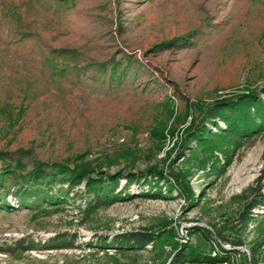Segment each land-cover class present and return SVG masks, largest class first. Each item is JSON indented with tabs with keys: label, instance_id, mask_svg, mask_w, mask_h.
<instances>
[{
	"label": "rangeland",
	"instance_id": "obj_1",
	"mask_svg": "<svg viewBox=\"0 0 264 264\" xmlns=\"http://www.w3.org/2000/svg\"><path fill=\"white\" fill-rule=\"evenodd\" d=\"M246 90L264 102V0H0V153L23 175L90 161L126 191L92 209L84 183L21 198L0 178V245L32 246L0 264H264V135L200 111ZM133 232L153 245L113 246Z\"/></svg>",
	"mask_w": 264,
	"mask_h": 264
},
{
	"label": "trees",
	"instance_id": "obj_2",
	"mask_svg": "<svg viewBox=\"0 0 264 264\" xmlns=\"http://www.w3.org/2000/svg\"><path fill=\"white\" fill-rule=\"evenodd\" d=\"M264 92V91H261ZM258 92L253 90H246L242 94H236L228 98L218 99L213 101L211 104L202 108L200 111L206 114V119L209 122H214L215 119L220 118L228 128H235V132H239V135L250 134L253 132L260 131L261 135H264V102L258 99ZM195 118V117H194ZM194 120L193 125L186 130V134H190L193 131L196 124ZM242 128V129H241ZM241 130V131H240ZM203 130H197L194 135L190 138H196L200 143V146L205 145V139L201 138L204 133ZM157 134V133H156ZM160 134L163 138L162 133ZM83 159L80 158V161ZM114 160V159H113ZM0 178L12 177L19 180V195L22 198L25 195L34 194V188L38 186L51 185L55 182L67 184L69 189H73L76 186L84 183L85 192L89 194L92 199L90 207L96 209L101 206H109L117 202L122 194L121 190L116 193L119 187L121 172H118L112 176L104 175L99 171L97 165H93L90 161L82 163L77 167H68L61 164H42L38 163L32 171L23 175L25 172V166L20 159L8 160L6 154L0 153ZM108 167L117 163L111 161L110 158L105 160ZM100 166V165H99ZM133 166V165H131ZM94 175H97L95 178ZM147 176H153L154 180L159 183L164 180L165 176L163 173L157 171L156 168L149 169L146 173ZM127 184L139 183L142 177H136L134 175H127ZM264 180V177H263ZM145 181V180H144ZM0 181V191L2 190ZM158 194L159 190L155 191ZM258 198H254V203L249 205L250 209H254L258 206H264V197L261 195ZM19 197V198H20ZM123 201L128 199H122ZM21 204H26L25 201ZM25 206V205H24ZM9 204L7 203L4 196L0 195V212L10 211ZM247 214L250 211L246 212ZM245 218V219H244ZM249 218L248 215L242 219L246 220ZM154 238L146 233H126L117 237L114 241V247L117 250H144L146 246H152ZM32 247V246H31ZM30 246L25 247L24 243H17L10 247L0 245V254H9L13 250L29 251ZM12 248V249H11ZM204 259H199L194 255V252H190L187 255L183 253H177L171 264H182L185 262L199 263Z\"/></svg>",
	"mask_w": 264,
	"mask_h": 264
}]
</instances>
